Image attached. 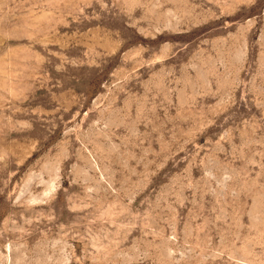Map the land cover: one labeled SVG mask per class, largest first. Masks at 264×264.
Returning <instances> with one entry per match:
<instances>
[{
  "label": "rangeland",
  "instance_id": "obj_1",
  "mask_svg": "<svg viewBox=\"0 0 264 264\" xmlns=\"http://www.w3.org/2000/svg\"><path fill=\"white\" fill-rule=\"evenodd\" d=\"M0 264H264V0H0Z\"/></svg>",
  "mask_w": 264,
  "mask_h": 264
}]
</instances>
